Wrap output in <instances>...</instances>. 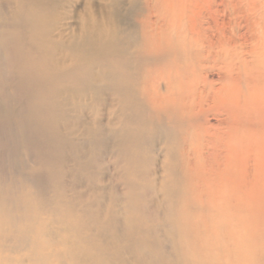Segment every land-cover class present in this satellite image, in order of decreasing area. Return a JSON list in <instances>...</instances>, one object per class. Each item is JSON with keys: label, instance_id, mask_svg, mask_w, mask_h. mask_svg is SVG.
Listing matches in <instances>:
<instances>
[{"label": "rangeland", "instance_id": "1", "mask_svg": "<svg viewBox=\"0 0 264 264\" xmlns=\"http://www.w3.org/2000/svg\"><path fill=\"white\" fill-rule=\"evenodd\" d=\"M159 1L151 16L150 0H0V264H264V189L247 193L229 177L219 180L231 193L196 195L184 152L193 125L179 105L158 112L144 93L148 69L176 63L175 38L154 53L146 43L150 20L164 22ZM198 2L202 19L210 2L219 22L246 33L249 19L222 0ZM253 3L264 6H238ZM263 118L245 129L263 136Z\"/></svg>", "mask_w": 264, "mask_h": 264}, {"label": "bare ground", "instance_id": "2", "mask_svg": "<svg viewBox=\"0 0 264 264\" xmlns=\"http://www.w3.org/2000/svg\"><path fill=\"white\" fill-rule=\"evenodd\" d=\"M150 1L148 8L152 16L153 11L157 9L155 5L159 0ZM238 3L239 0H222L221 4L229 9L227 11L234 18L244 17L249 19L247 20L249 22L246 33L240 32V22L238 20L234 24L231 23V19L228 22L229 24L224 21L219 22L215 17V13L218 14L219 7L213 9L209 5L210 2H207L209 16L202 19L198 0L159 1L162 6L164 22L161 26L155 27L154 25L158 21L151 19L149 30L145 32L146 43L152 53L162 47L163 42L175 38L174 48L176 50L172 55L174 59L170 58L176 60V63L172 62L169 67L166 65V68L164 66L163 69H158L159 67L148 69L150 75H147L148 81L143 90L156 111L168 112L173 109L174 105H179L182 109L177 113L185 121V129L193 125L190 132L188 129L186 131L185 141L187 146L184 152L185 158L192 160L195 173L199 176V184L194 187V190L197 191L196 195L208 194L211 196L210 193L213 190L222 192L225 190L226 184L224 186L220 180L229 177L228 181L233 178L237 179L240 187L245 189L247 193L248 186L251 187L249 192L253 191L254 193H260V190L264 189V181L259 176L260 168L262 169L264 163V135L262 136V132H259L260 135L257 134V131H252L253 134H250L245 129L251 115L262 114L264 111V25L260 26L262 29L260 31L261 35L254 25L259 23L261 19L263 20L264 16H260L258 19L252 18L247 11L254 10L257 13L264 6L253 3L240 10ZM158 9L161 10L160 7ZM176 20L181 25L173 28L176 25ZM226 28H230L231 31L227 32ZM216 29L219 32L216 33ZM168 30L174 32L177 30V32L172 34ZM211 30L213 33L209 34ZM182 33H184V37ZM248 33L252 39L254 38L257 41V46L253 51L246 50L248 36L250 37ZM176 44H179V46L177 47ZM181 44H183L182 48ZM186 49L188 50L186 51L187 54H191L189 57H192H190L189 63L186 62V57L183 56ZM251 53H254L253 59L248 58V56H252ZM181 54H183L185 60L180 59ZM167 63H170V61ZM212 69L217 70L221 75L220 82L212 83L209 80L208 72ZM255 72L259 73L258 76L261 78V82L251 86L248 85L249 82L245 81L246 84L242 85L241 79H247L251 75L253 76ZM255 77H257V74ZM254 80L259 81L257 78ZM250 81L252 82V80ZM209 111L223 115L222 118L220 117L218 124L216 122V125H212L209 122L210 118L207 117ZM260 126L259 123L261 130ZM249 146L252 147L255 153V157H253L255 163L253 164L248 156V153L253 152L252 149H249ZM220 151L224 153L225 160H227L225 164L219 159ZM181 158L183 159V156ZM208 158L213 159L205 164L204 160ZM250 163L255 176L248 179V173L251 172H248V166L251 169ZM262 175L264 174L262 173ZM216 177L221 186L214 182ZM201 182L204 183L201 184ZM231 188L237 190L234 186ZM229 193L231 191L226 188L224 196Z\"/></svg>", "mask_w": 264, "mask_h": 264}]
</instances>
